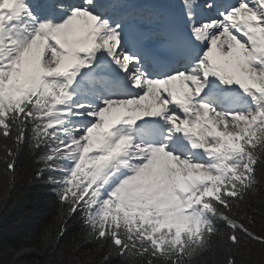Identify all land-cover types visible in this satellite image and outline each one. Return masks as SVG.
<instances>
[{
  "label": "snow or ice",
  "instance_id": "1",
  "mask_svg": "<svg viewBox=\"0 0 264 264\" xmlns=\"http://www.w3.org/2000/svg\"><path fill=\"white\" fill-rule=\"evenodd\" d=\"M29 190L0 264H264V0H0V215Z\"/></svg>",
  "mask_w": 264,
  "mask_h": 264
},
{
  "label": "trees",
  "instance_id": "2",
  "mask_svg": "<svg viewBox=\"0 0 264 264\" xmlns=\"http://www.w3.org/2000/svg\"><path fill=\"white\" fill-rule=\"evenodd\" d=\"M39 190H29L26 195L10 201L0 215V235L13 243H22L34 239L47 228L52 220V211L46 201L38 195ZM260 206L257 205L259 211ZM251 214V213H250ZM259 221V216H257ZM259 226V224H258ZM70 240V237L68 238ZM65 240L64 243H67ZM48 251L32 253L23 259L25 264H43Z\"/></svg>",
  "mask_w": 264,
  "mask_h": 264
}]
</instances>
